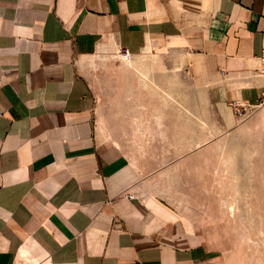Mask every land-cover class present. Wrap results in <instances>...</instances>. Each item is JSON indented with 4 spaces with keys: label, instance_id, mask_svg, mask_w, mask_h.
I'll use <instances>...</instances> for the list:
<instances>
[{
    "label": "crops",
    "instance_id": "crops-1",
    "mask_svg": "<svg viewBox=\"0 0 264 264\" xmlns=\"http://www.w3.org/2000/svg\"><path fill=\"white\" fill-rule=\"evenodd\" d=\"M100 45L178 53L224 131L264 120V0H0V264H217L145 143L105 134L81 72Z\"/></svg>",
    "mask_w": 264,
    "mask_h": 264
},
{
    "label": "rangeland",
    "instance_id": "rangeland-1",
    "mask_svg": "<svg viewBox=\"0 0 264 264\" xmlns=\"http://www.w3.org/2000/svg\"><path fill=\"white\" fill-rule=\"evenodd\" d=\"M124 55L100 45L81 64L105 134L111 124L134 149L145 143L147 165L164 171L155 191L204 235L217 264H264V120L224 131L178 53ZM178 152L192 156L174 168Z\"/></svg>",
    "mask_w": 264,
    "mask_h": 264
},
{
    "label": "built area",
    "instance_id": "built-area-1",
    "mask_svg": "<svg viewBox=\"0 0 264 264\" xmlns=\"http://www.w3.org/2000/svg\"><path fill=\"white\" fill-rule=\"evenodd\" d=\"M127 54V53H125ZM232 108L235 112V114H238V115H241V111L243 110H246V106H244L243 104L241 103H238V102H233L232 103ZM258 111H261L263 112L264 114V91L261 93L259 99L256 101V103L251 106V108H249V113L250 114H253L255 112H258ZM129 198H132V196H128Z\"/></svg>",
    "mask_w": 264,
    "mask_h": 264
},
{
    "label": "bare ground",
    "instance_id": "bare-ground-1",
    "mask_svg": "<svg viewBox=\"0 0 264 264\" xmlns=\"http://www.w3.org/2000/svg\"><path fill=\"white\" fill-rule=\"evenodd\" d=\"M145 75H146V74H145ZM145 75H144L143 73H141V76H142L143 78H145V79H146V78H147V76H145ZM143 78H142V79H143ZM146 80H147V79H146Z\"/></svg>",
    "mask_w": 264,
    "mask_h": 264
}]
</instances>
